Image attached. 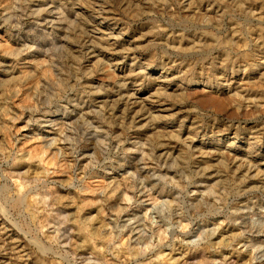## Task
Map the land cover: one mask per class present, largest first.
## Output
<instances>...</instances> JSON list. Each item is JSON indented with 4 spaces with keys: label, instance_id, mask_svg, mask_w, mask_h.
<instances>
[{
    "label": "rangeland",
    "instance_id": "obj_1",
    "mask_svg": "<svg viewBox=\"0 0 264 264\" xmlns=\"http://www.w3.org/2000/svg\"><path fill=\"white\" fill-rule=\"evenodd\" d=\"M38 1L41 0H0V264H178L183 263L184 257L192 258L190 264L195 263V261L196 264H220L224 262V259H222L224 257L230 260V264H256L259 261L257 259L259 256L257 255L263 254L262 250H264V191L263 186H260L264 177L262 173L257 174V171L261 169L254 168L255 174H257L256 178L259 177V180L255 182V180L243 178L242 176L245 174L244 170L247 165L239 164L244 162L230 165L227 159H225L228 152L230 156L233 155L232 153L241 156L244 148H246L247 139L245 137L240 139L242 136L238 135L237 138L235 137V140H232L234 131L227 136H220L218 133H215L216 130H212L211 126H218L220 131L223 129V126L218 121H214V117L205 115L199 109L197 111L196 107L191 106L185 99L179 100L178 98H173L174 95L172 93L173 91H177V86L180 85L178 81L192 73L197 76L196 80H198V83L183 84L184 86H189L188 92L190 90L191 93L194 90L198 91H194L195 93L188 96V99L192 100L193 98V101L197 104H204L206 102L205 89L198 77L200 74H204L202 77L205 78L204 76L209 71V76L215 81L213 84H222L225 87L222 88V91L227 89V83L236 87L239 91L244 89L249 92L255 91L258 93L257 98L261 96V99H259L264 104V86H262L264 85V64H260L264 60V58L261 59L264 45L261 48V45L254 40V35L251 32L258 26L256 20L261 16L262 19L264 17V0H249V3L253 6L255 15L248 17V15L238 12L234 13V11L230 12L229 10L228 13H225V16L219 19L218 23L213 20H210V22L199 19L201 20L199 22L192 19L194 14L192 16V14L189 15L190 13L184 12L185 8L183 9V5L181 7L179 1L177 2L176 0H167L169 3L165 0H123L121 6L115 7L117 8L115 15H112L110 12L99 16L90 11L85 13L87 19L91 16L97 21H102L107 15L109 19L106 18V23L114 24L111 16L125 23L121 26H115L114 35L109 34L112 31L103 32V35H99V33L94 32L96 27L87 23L66 26L52 23L53 26L57 27H51L50 24L44 26V23L36 21L35 15L39 11L36 9L57 12L60 10L57 6L59 2H57L58 0H44L43 5H39ZM85 1L73 0L69 6L65 7L70 20L73 19V15L77 11L79 12L83 7L88 6L87 2V4L84 3ZM128 4L129 8H127ZM59 5L62 6V2ZM78 5H82V8H79ZM232 12L233 15L235 14L234 16ZM185 14L186 17L188 16L187 18H184ZM226 17L228 18L226 19ZM263 22L264 20L260 21V24H263ZM152 23L153 25H157L153 26ZM228 25L233 26L229 27ZM67 26L69 27L68 29H66ZM173 26H179V29L174 28L176 31H181L183 40H189L190 38L197 39V37L209 36L212 33V36L216 34L214 35L215 37H223V35L227 37L233 27H240V31H242L241 34L240 31L238 34L240 36L243 34L241 37L245 38L246 43L248 42L246 44L247 48H241L239 47L240 44H238V47H234L235 49H230L229 51V49H223L212 44V41L201 38L198 41L203 46L199 44V50L197 48L191 50L192 45L190 44L187 46L182 45V47H185L183 48L185 52L183 50L176 51V48L172 49L171 47L168 48L167 44L163 45L162 34H173L172 32L174 31L170 30ZM248 26L253 29H250ZM151 27L155 28L153 29L154 31ZM246 27L248 28L247 30H245ZM79 28L84 31L86 30L87 34L96 38L97 41L101 42L102 46H114L115 50L112 52L111 49L107 48L105 53H89L86 50H79L70 36V32H73V29L78 33ZM123 28H125V31H123ZM207 32L210 33L207 34ZM247 32L249 33V37ZM58 33L62 34L58 35ZM63 34L70 37L68 39L62 38ZM262 34H264V31H262ZM117 35L119 36L117 37ZM100 36L102 39H99ZM173 36L176 35L173 34ZM53 37H57L58 41L65 43L68 41L70 47L64 45L62 48V43H58L56 46H49ZM208 42L209 46H207ZM42 44H45V46H41ZM29 47L32 48L29 49ZM74 48L76 51H74ZM201 48L202 50H200ZM205 49L207 50L205 51ZM117 50L122 52L119 53ZM225 51H228V56H226L228 60L231 61L232 58V66L226 67L224 66V62L222 63L224 58H226ZM235 52L236 55L238 54L237 56H235ZM97 57L99 59L102 58L103 61H107L108 63L105 62L107 66L111 64L109 67H112L111 70L114 72L107 73L114 77L118 75L122 83L118 82L115 85L111 84V86L108 85L110 83L108 82L103 83L100 87H96L98 89H87L89 84H96L95 79L99 76L97 72L99 66L96 64L98 62ZM140 60L145 62L143 64L146 65L144 68L140 65ZM236 62L237 64H235ZM256 64L259 65L256 66ZM48 71H50V76ZM169 74L172 78L169 76L165 79L164 76H168ZM47 75L50 79L54 77L51 81L57 83V85H51L53 88L48 85V81H44V77L46 79L49 78ZM101 78L103 79V76ZM115 80L118 79L115 77ZM247 80H250V84ZM46 85L47 90H45ZM247 86H256V88L247 90ZM42 87L44 88L42 89ZM129 88L133 89L130 90ZM134 89L140 91L138 98L143 102L156 101L157 99L166 100L169 96L167 101L174 104V109L164 112L160 109H155V112H153L169 116V119L167 121L162 119L157 121L154 119L151 120L150 125H145L143 121L133 124L129 118V111L125 106L121 103H115L119 98L126 96V93L130 94ZM260 89L263 90H261L263 93ZM59 90L62 91L59 92ZM96 90L100 91L96 92ZM164 90L165 93L161 94L160 92H164ZM50 91L56 92L54 93L55 95ZM215 91L213 89L212 92ZM40 92L44 93L45 97H42ZM156 92L158 94H154ZM166 92L167 96H165ZM224 94L221 92L220 97ZM201 98H203V101ZM49 99L51 100L50 103ZM39 101L43 104L41 105ZM68 102H70L68 106L70 109L64 110L63 106ZM75 104L79 108L77 106L74 109L73 105ZM99 106H102V108ZM182 116L183 119L181 118ZM250 118L251 121L243 122L241 120L237 126L240 129L246 128L247 130L256 128L253 131L257 132L256 137L260 142V144H257L260 147L257 146L256 150L263 151L264 135L261 134L262 132H258L257 129L264 128V123H262L264 122V107L253 110ZM25 121L27 122L25 123ZM180 124L182 127L178 130ZM198 126L201 129H196ZM97 128L98 130L95 131L94 129ZM58 129H60L59 134L61 135L58 134ZM103 129L105 133L102 132ZM171 132L176 133V135L173 134L171 137L169 135ZM161 136L163 137L161 138ZM190 137L194 138L191 146L195 149L202 148V150H206L207 152L208 150H211V152L220 150L223 153L221 162H212V164L214 163L212 165V173L214 174L206 173L207 169H209L205 168L206 166L186 159L188 158V145L184 143ZM99 139L101 142L103 139V143L100 144ZM164 139H167L168 143L170 142L168 145L169 149L172 150L173 148L175 150L176 148H180L181 152H183L181 155L186 161H184L185 164L178 159L168 161L167 165H161L158 162L156 157L159 153L155 152L154 146L156 147ZM50 141L51 143H49ZM181 141L184 142L181 143ZM133 142L145 143L147 144L146 148L150 146L149 148L153 149L152 152H147V154L151 152L149 156L145 157L147 160L144 158V162L145 160L149 162L148 165L141 166L139 159L135 158L139 154H132L130 152V143ZM245 157L250 159L253 156L248 154L242 156L243 159ZM137 162L139 164H136ZM169 162H171V165ZM172 163L175 165L172 166ZM190 165L192 166L190 167ZM255 165L254 167H261L263 161L261 163L256 162ZM143 166L146 169L144 172H140V168ZM215 166L219 169L217 170ZM168 167H171L170 171ZM233 168L236 170H233ZM166 171H168L167 174H165ZM151 173L153 179L149 178ZM211 174L212 176H210ZM146 175L148 176L145 177ZM143 176L145 179H143ZM161 176L164 177V180ZM172 178L175 179L173 180ZM191 180L193 183L201 181L202 183L200 184H209L216 188L215 193L217 192V195L214 196L212 194L210 197V201L213 203L210 201L208 203L214 207H209V211H207L208 207L204 209L200 208L197 212H192L188 209L190 199L193 200V198L197 197V195L191 193L190 189H187L188 186L192 185L190 184ZM171 181L172 183L176 181L177 183L175 182V184L177 185L175 186ZM138 184H140V187ZM19 188H21L20 191L16 192L18 191L16 189ZM183 188L186 192L183 191L181 195L180 191L184 190ZM237 192L239 193L237 194ZM17 193L23 196V204L21 203V207L9 206L10 200L12 202L15 195L17 198ZM177 194L178 197H176ZM7 200L9 201L8 203ZM164 200L167 201L165 202ZM168 200H173L172 202L175 201L174 203L176 204H170L171 201L169 202ZM176 200L179 201L178 204ZM219 201H222V203L219 204ZM169 206L171 207L169 208ZM219 208L224 210V213L215 214L222 211H218ZM205 209L206 212L204 211ZM227 209L241 211V219L232 222L233 220L228 219L226 215ZM210 210H214V213H211ZM177 213L179 214L177 215ZM185 215L188 216L186 217ZM180 217L181 219H177ZM135 220H137V223L132 225ZM226 223H234L235 225L227 229L224 235L225 237L228 236L227 238L231 240V245L229 246L232 248L231 250L230 248L223 250L217 248V244H211L219 241V238L218 236H213L214 232H210V230L216 231L217 227L224 226ZM241 225L244 226V229L252 227L251 229H246V231L253 229L257 234L243 235L242 230L240 231ZM238 236L241 238L240 241ZM18 240L21 242L23 252L14 247L13 243H16ZM199 249L202 252L207 251L204 254L202 253V256ZM257 251L261 253L258 254L259 252L257 253ZM199 257L201 261H198Z\"/></svg>",
    "mask_w": 264,
    "mask_h": 264
},
{
    "label": "bare ground",
    "instance_id": "obj_2",
    "mask_svg": "<svg viewBox=\"0 0 264 264\" xmlns=\"http://www.w3.org/2000/svg\"><path fill=\"white\" fill-rule=\"evenodd\" d=\"M24 1V0H23ZM162 1H164V0H162ZM165 1H167V0H165ZM173 1V0H172ZM177 2L179 1V3H180V5H181V7H182V5H183V11L184 12H186V13H190L189 15H191L192 14V16H193V14H194V16H193V18L192 19H195V20H198L199 22L201 21V20H199V19H204L205 21H210V20H213L214 22H216V23H218V21H219V19L220 18H222L223 16H225V13L227 12L228 13V11L230 10V12L231 11H234V13L235 12H238V13H241V14H244V15H248V17L249 16H252V15H255V13H254V9H253V6H252V4L251 3H249V0H176ZM26 2V1H25ZM43 2H44V0H41V1H38V3H40L39 5H43ZM57 2H59L60 4H61V2H62V6L61 5H59V3H58V7H59V11H57V12H55V11H53V10H47V11H45V9H36V10H39V11H37V13H36V15H35V18H36V21L37 22H39V23H44V26H46L47 24H50V26L51 27H57V26H53V24L52 23H54V24H62V25H74V24H77V25H79V24H81V25H83V24H85V23H87V24H89V25H91V26H93V27H96V29L94 30V32L95 33H99V35H103V32L105 33V32H107V31H112V32H109V34L111 33V34H113L114 35V31H115V26L116 25H119V26H121L122 24H125V23H122L119 19H117L116 17H114V16H111L112 17V19L114 20V24H111V23H106L105 22V20H106V18H108L107 17V15L105 16V18H104V20H102V21H97V20H95V19H93L94 17H91V16H89L90 18L89 19H87V16H86V12L87 11H90L91 13H94L95 15H97V16H99V15H103V13H107V12H110V13H112V15H115L116 13H115V11H116V9L117 8H115V7H119V6H121L122 5V2H123V0H86L84 3H88V6H86V7H83L82 8V5H78V7L79 8H82V10L81 11H77L74 15H73V19L72 20H70V18H69V16H68V13H67V10H66V8L65 7H67V6H69L72 2H73V0H58ZM149 2V1H148ZM151 2V1H150ZM168 3H169V1H167ZM166 2V3H167ZM171 2V1H170ZM251 2V1H250ZM264 2V1H263ZM51 3H53V2H51ZM86 3V4H87ZM129 3V2H128ZM167 3V4H168ZM174 3V2H173ZM253 3V2H252ZM25 4V3H24ZM175 4V3H174ZM137 5V4H136ZM138 5H140V4H138ZM77 6V5H76ZM147 6V5H146ZM159 6V5H158ZM157 6V7H158ZM170 6V5H169ZM172 6V5H171ZM177 6V5H176ZM49 7V6H48ZM132 7H134V6H132ZM157 7H155V8H157ZM166 7V6H165ZM259 7V6H258ZM257 7V8H258ZM263 7H264V5H263ZM24 8V7H23ZM39 8V7H38ZM127 8H129V4H128V7ZM131 8V7H130ZM135 8H137V7H135ZM159 8V7H158ZM157 8V9H158ZM21 9V8H20ZM138 9V8H137ZM163 9V8H162ZM181 10H182V8H180ZM179 9V10H180ZM228 9V10H227ZM132 10H134V9H132ZM155 10V9H154ZM164 10V9H163ZM162 10V11H163ZM166 10V9H165ZM178 10V9H177ZM257 10V9H256ZM258 10H260V9H258ZM175 11V10H174ZM151 12V11H150ZM157 12H159V11H157ZM165 12V11H164ZM167 12V11H166ZM171 12V11H170ZM181 12V11H180ZM147 13V12H146ZM149 13V12H148ZM152 13V12H151ZM160 13V12H159ZM169 13V12H168ZM178 13V12H177ZM176 13V14H177ZM237 13V14H238ZM257 13V12H256ZM180 14V13H179ZM143 15V14H142ZM171 15H172V12H171ZM228 15V14H227ZM231 15V14H230ZM232 15H233V12H232ZM235 15V14H234ZM233 15V16H234ZM240 15V14H239ZM244 15H242V16H244ZM260 15V14H259ZM263 15V14H262ZM21 16V15H20ZM27 16V15H26ZM25 16V17H26ZM182 16V15H181ZM257 16V15H256ZM137 17H139L138 15H137ZM188 17V16H187ZM186 17V14L184 15V18H187ZM246 17V16H245ZM260 17V16H259ZM23 18V17H22ZM29 18V17H28ZM168 18V17H167ZM174 18V17H173ZM181 18V17H180ZM183 18V17H182ZM228 17H226V19H227ZM261 19H262V16L260 17ZM257 19L256 17H255V19H257L256 20V22H257V25H255V26H257V27H255V29L254 30H252L251 32H252V34L254 35V40H256V42H258L260 45H261V48H262V45H264L263 43H264V34H262V31H264V26H262V25H264V22H263V24H260V21H262V20H264V17H263V19L261 20V19ZM109 19V18H108ZM233 19V18H232ZM246 19V18H245ZM249 19V18H248ZM250 19H251V17H250ZM187 20V19H186ZM224 20V19H223ZM253 20V19H252ZM260 20V21H259ZM21 21H22V19H21ZM124 21V20H123ZM191 21V20H190ZM198 21H195V22H197V23H199ZM221 21H222V19H221ZM23 22H24V20H23ZM175 22V21H174ZM202 22H204V21H202ZM211 22V21H210ZM213 22V23H214ZM175 23H177V22H175ZM185 23V22H184ZM192 23V22H191ZM208 23V22H207ZM22 24V23H21ZM201 24H204V23H201ZM206 24V23H205ZM225 24V23H224ZM23 25V24H22ZM114 25V26H113ZM152 25H153V23H152ZM157 25V24H156ZM156 25H153V26H156ZM167 25V24H166ZM208 25V24H207ZM215 25V24H214ZM242 25V24H241ZM160 26V25H159ZM158 26V27H159ZM172 26V25H171ZM180 26V25H179ZM179 26H173L170 30L172 31H174V32H172L174 35H176V36H173V34H169V35H167V34H165V33H163L162 35H163V45L164 44H167L168 46V48H172V49H174V48H176L175 50L176 51H180V50H183V48H185V47H182V45H185V46H187V45H192V47H191V50L193 49V48H197L198 49V46H199V44H202L201 42H199L198 40H201V38L202 39H207V40H209V41H212L213 43L212 44H215L216 46H218V47H222L223 49H229V51H230V49H235L234 47H238L237 45L238 44H240L239 45V47H246L247 48V43L245 42V38L243 39L241 36L243 35H239L238 33H239V31H240V27H233V29H231L230 30V34H229V36H227V37H224V35H223V37L222 36H217V37H215L214 35H216V34H214L213 36H212V34H210L209 36L208 35H206V36H201V38H198L197 37V39H189V40H183V34H181L180 32L181 31H176L175 30V28H178ZM202 26V25H201ZM229 26V25H228ZM227 26V27H228ZM233 26V25H232ZM232 26H229V27H232ZM247 26V25H246ZM254 26V25H253ZM1 27V26H0ZM73 27V26H72ZM76 27V26H75ZM103 27H104V29L106 30H104L103 29ZM169 27V26H168ZM175 27V28H174ZM248 27H250V26H248ZM69 27L67 26L66 27V29H68ZM152 28V27H151ZM181 28V27H180ZM210 28V27H209ZM219 28V27H218ZM225 28V27H224ZM61 29V28H60ZM88 29V28H87ZM92 29V28H91ZM125 28H123V31H125L124 30ZM153 29H155L154 27L152 28V30ZM165 29V28H164ZM169 29V28H168ZM179 29V28H178ZM183 29V28H182ZM197 29V28H196ZM207 29V28H206ZM220 29V28H219ZM242 29H244V28H242ZM248 28L246 27L245 28V30H247ZM250 29H253V28H251L250 27ZM14 30V29H13ZM69 30H71V29H69ZM148 30V29H147ZM151 30V31H152ZM157 30V29H156ZM159 30V29H158ZM205 30V29H204ZM218 30V29H217ZM21 31V30H20ZM73 32H70V36L72 37L71 38V40L73 39V42H74V44L76 45V48H78L79 50H83V51H87V52H89V53H94V52H99V53H105V50L107 51V48H109V49H111V51L113 52L114 50H115V47L113 46H102V44H101V42H99V41H97L96 40V38H94L93 36H91V35H89V34H87V32H86V30L84 31L83 29H78V33H76V30H72ZM93 31V30H92ZM154 31V30H153ZM196 31V30H195ZM221 31V30H220ZM242 31V30H241ZM241 31H240V34H241ZM122 32V31H121ZM162 32H164V31H162ZM222 32V31H221ZM220 32V33H221ZM250 32V31H249ZM33 33V32H32ZM49 33V32H48ZM143 33V32H142ZM146 33V32H145ZM144 33V34H145ZM157 33V32H156ZM175 33H178V34H175ZM210 33V32H209ZM208 32H207V34H209ZM243 33V32H242ZM248 33V32H247ZM62 33H58V35H61ZM108 34V35H109ZM121 34V33H120ZM155 34V33H154ZM64 36L62 37V38H69L66 34H63ZM122 35H123V33H122ZM218 35V34H217ZM244 35H246V34H244ZM95 36V35H94ZM105 36V35H104ZM112 36V35H111ZM111 36H108V37H111ZM119 35H117V37H118ZM153 36V35H152ZM199 36V35H198ZM250 36H252V35H250ZM107 37V36H106ZM105 37V38H106ZM116 37V36H115ZM121 37V36H120ZM143 37V36H142ZM146 37V36H145ZM186 37V36H185ZM194 37V36H193ZM248 37H249V33H248ZM112 38L113 39H115L113 36H112ZM144 38V37H143ZM187 38V37H186ZM99 39H102L101 38V36H100V38ZM146 39H147V37H146ZM147 40H149V39H147ZM250 40V39H249ZM253 40V41H254ZM144 42V41H143ZM187 42V43H186ZM60 44V43H62V45H61V47L63 48L64 47V45L65 46H69L70 47V44H69V42L67 41L66 43L65 42H62V41H58V39H57V37H53L52 38V42L49 44V46H56L57 44ZM206 43V42H205ZM204 43V44H205ZM211 43V42H210ZM252 43V42H251ZM208 45L207 46H209L210 44H209V42L207 43ZM257 44V43H256ZM258 44V45H259ZM163 45H161V46H163ZM250 45V44H249ZM30 46H33V45H30ZM41 46H45V44H42ZM202 46H203V44H202ZM73 47V46H72ZM214 47V46H213ZM252 47V46H251ZM30 48H32V47H29V49ZM187 48V47H186ZM200 48V47H199ZM245 48V49H246ZM253 48V47H252ZM117 49V48H116ZM127 49V48H126ZM171 49V50H172ZM215 49V48H214ZM249 49V48H248ZM10 50V49H9ZM72 50H73V48H72ZM119 50V49H118ZM117 50V51H118ZM124 50V49H123ZM129 50V49H128ZM186 50V49H185ZM190 50V49H189ZM199 50V49H198ZM200 50H202V48L200 49ZM207 49H205V51H206ZM210 50V49H209ZM220 50V49H219ZM241 50V49H240ZM25 51H27V50H25ZM74 51H76V49L74 48ZM184 51V50H183ZM187 52H188V50H186ZM194 51V50H193ZM192 51V52H193ZM197 51V50H196ZM217 51V50H216ZM216 51H214V52H216ZM232 51H234V50H232ZM248 51V50H247ZM119 52V51H118ZM122 52V51H121ZM121 52H119V53H121ZM129 52V51H128ZM185 52V51H184ZM183 52V53H184ZM213 52V51H212ZM221 52V51H220ZM227 52L228 51H225V57L226 56H228V54H227ZM238 52V51H237ZM246 52V51H245ZM252 52V51H251ZM115 53V52H114ZM194 53V52H193ZM211 53V52H210ZM239 53V52H238ZM249 53V52H248ZM75 54V53H74ZM110 54V53H109ZM134 54V53H133ZM171 54V53H170ZM219 54V53H218ZM251 54V53H250ZM261 54V53H260ZM77 55V54H76ZM122 55H124V54H122ZM198 55V54H197ZM201 55V54H200ZM238 55V54H237ZM236 55V52H235V56H237ZM246 55V54H245ZM252 55V54H251ZM258 55V54H257ZM99 56V55H98ZM138 56V55H137ZM208 56V55H207ZM256 56V55H255ZM262 57H261V59L262 58H264V49H263V52H262V55H261ZM77 57V56H76ZM100 57V56H99ZM119 57V56H118ZM179 57V56H178ZM223 57V56H222ZM234 57V56H233ZM246 57V56H245ZM79 58H80V56H79ZM98 58V57H97ZM174 58H176V57H174ZM229 58H230V56H229ZM250 58V57H249ZM248 58V59H249ZM74 59H75V57H74ZM82 59V58H81ZM118 59V58H117ZM195 59H196V55H195ZM198 59V58H197ZM223 59V58H222ZM221 59V60H222ZM234 59V58H233ZM237 59V58H236ZM209 60V59H208ZM219 60H220V58H219ZM239 60V59H238ZM75 61V60H74ZM96 61V60H95ZM132 61V60H131ZM141 61V60H140ZM236 61V60H235ZM260 61V60H259ZM78 62V61H77ZM105 62H107V61H103L102 60V58L101 59H99L98 58V62L96 63L98 66H99V70L97 71L98 72V74H99V76L95 79V82H96V84H89V86H87L88 88V90H91V89H98V88H96V87H100L101 85H103V83H108V82H110L108 85H111V84H113V85H115V84H117L118 82H120V83H122L121 82V80H119V77H118V75H116L115 77L118 79V80H115V77L114 76H111L110 74H108L107 72H110V73H112V72H114V71H112L111 70V68L109 67V66H107V63H105ZM117 62H118V60H117ZM186 62V61H185ZM193 62H195V61H193ZM208 62V61H207ZM210 62V61H209ZM224 62V66H232L233 64H232V58H231V61L230 60H228V57H226V58H224V61H222V63ZM261 62V61H260ZM110 63V62H109ZM137 63V62H136ZM175 63H177V62H175ZM216 63V62H215ZM221 63V62H220ZM239 63V62H238ZM252 63V62H251ZM143 64H145V62L144 61H141V64L140 65H142V67L144 68V66H146V65H143ZM148 64V63H147ZM170 64V63H169ZM188 64V63H187ZM235 64H237V62L235 63ZM260 64H264V60H262V62L260 63ZM95 65V64H94ZM246 65H247V63H246ZM245 65V66H246ZM259 64H256V66H258ZM98 66H96V67H98ZM166 66V65H165ZM170 66V65H169ZM199 66V65H198ZM206 66V65H205ZM204 66V67H205ZM240 66V65H239ZM115 67V66H114ZM217 67V66H216ZM243 67V66H242ZM199 68V67H198ZM206 68V67H205ZM78 69V68H77ZM76 69V70H77ZM182 69H184V68H182ZM186 69H188V68H186ZM229 69V68H228ZM236 69V68H235ZM243 69H245L244 67H243ZM87 70V69H86ZM134 70V69H133ZM166 71H168V70H166ZM189 71V70H188ZM198 71V70H197ZM219 71V70H218ZM222 71V70H221ZM259 71V70H258ZM50 71H48V74H49V76H50V73H49ZM78 72V71H77ZM182 72V71H181ZM180 72V73H181ZM242 72V71H241ZM183 73V72H182ZM182 73H181V75H182ZM224 73V72H223ZM219 74H221V73H219ZM228 74H230V73H228ZM232 74V73H231ZM83 76H84V74H82ZM135 75V74H134ZM202 75H204V74H200V76L198 77L200 80H201V83L204 85V89H205V91H204V93L206 94V102L204 103V104H197L196 102H194L193 100V98H192V100H189L188 99V96H191L193 93H195L194 91H198V90H194L192 93H191V90H190V92H188L189 90V86H184V84L185 83H187V84H193V83H198V80H196V78H197V76H195V75H193L192 73L190 74V75H188L187 77H185V78H181L178 82L180 83V85L179 86H177V91L176 92H174L173 91V95H174V97L173 98H178L179 100H182V99H185L186 101H188L189 103H190V105L191 106H193V107H196V110L198 111V109L202 112V113H204L205 115H210V116H212V117H214V121H218L222 126H223V129L220 131L219 130V128H218V126H211V129L213 130V129H215L216 130V132L215 133H218L220 136H227V135H229V134H231L233 131H234V137H232V140H235L236 138H237V136L239 135V136H242L240 139H243L244 137H245V139H247V143H246V148H244V151H243V153H242V155L240 156V155H237V154H234V153H232L231 155L232 156H230V154H228L227 153V157H225V159H227V161L230 163V165H234L235 163L236 164H238L239 162H244V163H239V164H245V165H247L246 167H245V174H244V176H242L243 178L245 177V178H249L250 180H255V182H256V180H259V177L258 178H256V175L258 174V173H262V175H263V177H264V154H263V151H261V150H259V151H257L256 149H257V144H260V142H259V140L257 139V137H256V134H257V132H255V131H253L254 129H256V128H254L253 130L252 129H249V130H247L246 128H243V129H240L239 128V126H237L238 125V123L239 122H241V120L243 121V122H247V121H249L251 118V115H252V111L253 110H256V109H262L263 107H264V104L260 101V97L258 96V98H257V95H258V93H256L255 91L254 92H249V91H246L245 89L244 90H242V91H239L236 87H234V86H232V85H229L227 82V89L226 90H224V91H222V88H225L222 84L220 85V84H213L215 81H214V79H212L210 76H209V71H208V73L204 76L205 78H203L202 77ZM218 75V74H217ZM262 75V74H261ZM45 76V75H44ZM48 76V75H47ZM48 76V77H49ZM90 76V75H89ZM101 76H103V79L101 78ZM170 76V74L167 76V75H165L164 76V78L165 79H167V77H169ZM219 76H221V75H219ZM229 76V75H228ZM243 76V75H242ZM53 77V76H52ZM61 77V76H60ZM133 77V76H132ZM54 78V77H53ZM53 78H51V79H53ZM87 78V77H86ZM89 78H91V77H89ZM170 78H172L171 76H170ZM170 78H168V79H170ZM51 79H50V77L49 78H45L44 77V81L45 82H47L48 81V85H57V83L56 82H53V81H51ZM58 79H60L59 77H58ZM67 79V78H66ZM78 79V78H77ZM235 79V78H234ZM242 79V78H241ZM246 79V78H245ZM70 80H72L71 78H70ZM173 80V79H172ZM230 80V79H229ZM257 80H258V78H257ZM256 80V81H257ZM61 81V80H60ZM59 81V82H60ZM126 81V80H125ZM132 81V80H131ZM228 81V80H227ZM248 81V80H247ZM247 81H245V82H247ZM250 81V80H249ZM248 81V82H249ZM66 82V81H65ZM175 82V81H174ZM238 82V81H237ZM248 82L246 83L247 85H249L250 84V82H249V84H248ZM253 82V81H252ZM251 82V83H252ZM60 83H62V82H60ZM136 83H138V82H136ZM184 83V84H183ZM226 83H224V84H226ZM258 83H259V80H258ZM70 84H71V82H70ZM74 84H75V82H74ZM124 84V83H123ZM256 84V83H255ZM59 86H60V84H58ZM63 85V84H62ZM138 85V84H137ZM253 85V84H252ZM262 85V84H261ZM43 86V85H42ZM45 86V85H44ZM51 86V87H52ZM69 86V85H68ZM75 86H76V84H75ZM112 86V85H111ZM123 86V85H122ZM140 86V85H139ZM221 86H223V87H221ZM262 86H264V85H262ZM81 87V86H80ZM114 87V86H113ZM129 87V86H128ZM135 87V86H134ZM248 87V86H247ZM246 87V88H247ZM256 88V86H252V87H248V89L247 90H249L250 88L251 89H253V88ZM259 87V86H258ZM258 87H257V89H258ZM44 87H42V89H43ZM48 88H49V86H48ZM53 88V87H52ZM121 88V87H120ZM239 88H241V87H239ZM262 88V87H261ZM59 89V88H58ZM61 89V88H60ZM74 89V88H73ZM77 89V88H76ZM102 89V88H101ZM124 89V88H123ZM130 90H132L133 88H129ZM151 89V88H150ZM213 89H215L216 91L215 92H212L213 91ZM45 90H47V85H46V89ZM69 90V89H68ZM82 90V89H81ZM152 90V89H151ZM262 89H260V91H261ZM62 91V90H61ZM60 90H59V92H61ZM94 91V90H93ZM100 90H96V92H99ZM150 91V90H149ZM156 91V90H155ZM200 91H202L201 89H200ZM222 93H225L222 97H220L221 96V92ZM259 91V90H258ZM259 91V92H260ZM263 91V90H262ZM261 91V92H262ZM41 92H43V91H41ZM40 92V93H41ZM50 92H53V94L54 93H56V92H54V91H50ZM87 92V91H86ZM139 90H133L130 94H127L126 93V96H123V97H121V98H119V100L115 103V104H119V103H121V104H123L124 106H125V108L129 111V118H130V120L132 121V123L134 124V123H139V122H141V121H143V122H145V125H150V122H151V120H159V119H162V120H164V121H167L168 119H169V116H166V115H161V114H155V113H153V112H155V109H160L161 111H170V110H172V109H174V104H171V103H169L168 101H167V99L169 98V96H168V98H166V100H161V99H157L156 101H148V102H143V101H140L139 100V98H138V95H139ZM154 92V91H153ZM203 92V91H202ZM220 92V93H219ZM264 92V91H263ZM262 92V93H263ZM45 93H46V91H45ZM66 93V92H65ZM115 93V92H114ZM123 93V92H122ZM161 94L162 93H165V90H164V92H160ZM169 93V92H168ZM196 93H198V92H196ZM261 93V94H262ZM42 94V93H41ZM44 94V93H43ZM43 94L41 95L42 97H45V94H44V96H43ZM47 94V93H46ZM58 94V93H57ZM56 94V95H57ZM99 94V93H98ZM101 94V93H100ZM102 94H103V92H102ZM116 94V93H115ZM154 94H158V92H156V93H154ZM40 95V94H39ZM38 95V96H39ZM55 95V94H54ZM59 95V94H58ZM57 95V97H59ZM63 95V94H62ZM66 95V94H65ZM81 95V94H80ZM93 95V94H92ZM104 95V94H103ZM124 95V94H123ZM48 96V95H47ZM51 96V95H50ZM67 96V95H66ZM83 96V95H82ZM85 96V95H84ZM83 96V97H84ZM165 96H167V92H166V94H165ZM53 97V96H52ZM86 97V96H85ZM94 97V96H93ZM160 97V96H159ZM39 98H41V97H39ZM49 98V97H48ZM60 98V97H59ZM75 98V97H74ZM115 98V97H114ZM187 98V99H186ZM260 98V99H259ZM94 99H96V98H94ZM112 99V98H111ZM152 99V98H151ZM198 99V98H197ZM200 99V98H199ZM203 98H201V100H202ZM39 100V99H38ZM41 100V99H40ZM56 100V99H55ZM105 100H107V99H105ZM153 100V99H152ZM155 100V99H154ZM42 101V100H41ZM43 101H45V100H43ZM48 101V100H47ZM50 99H49V103H50ZM57 101V100H56ZM203 101V100H202ZM77 102V101H76ZM94 102V101H93ZM111 102V101H110ZM37 103V102H36ZM39 103H40V101H39ZM55 103V102H54ZM59 103V102H58ZM62 103V102H61ZM69 103L70 102H68V103H66L65 105L64 104H62V105H64L63 106V109L64 110H67V108H68V106H69ZM88 103V102H87ZM187 103V102H186ZM41 104V103H40ZM39 104V105H40ZM43 104V103H42ZM41 104V105H42ZM47 104V103H46ZM81 104V103H80ZM105 104V103H104ZM112 104V103H111ZM178 104V103H177ZM181 104V103H180ZM41 105H40V107H41ZM49 105V104H48ZM50 105H52V104H50ZM45 106V105H44ZM77 104H75V105H73V108L75 109V108H77ZM39 107V108H40ZM50 107V106H49ZM100 108H102V106H99ZM44 108H46V107H44ZM78 108H79V106H78ZM108 108V107H107ZM114 108V107H113ZM37 109V108H36ZM50 109V108H49ZM68 109H70V108H68ZM83 109V108H82ZM94 109H96V108H94ZM109 109V108H108ZM112 109V108H111ZM41 110H42V108H41ZM89 110V109H88ZM125 110V109H124ZM123 110V111H124ZM39 111V110H38ZM73 111H75V110H73ZM262 111V110H261ZM39 112H41V111H39ZM63 112V111H62ZM93 112V111H92ZM109 112H110V110H109ZM157 112V111H156ZM174 112H176V111H174ZM191 112H193V111H191ZM263 112V111H262ZM89 113V112H88ZM121 113V112H120ZM153 113V114H152ZM157 113H159V112H157ZM177 113V112H176ZM197 114H198V112H196ZM94 114V113H93ZM103 114V113H102ZM102 114H101V116H102ZM106 114V113H105ZM164 114V113H163ZM201 114V113H200ZM110 115V114H109ZM260 115V114H259ZM209 116V117H210ZM111 117V116H110ZM120 117H121V115H120ZM257 117V116H256ZM262 117V116H261ZM101 118H103V117H101ZM107 118V117H106ZM182 119H183V116L181 117ZM194 118V117H193ZM206 118V117H205ZM79 119V118H78ZM84 119V118H83ZM189 119V118H188ZM264 119V118H263ZM27 120H29V119H27ZM94 120V119H93ZM92 120V121H93ZM102 120V119H101ZM108 120H110L109 118H108ZM129 120V121H130ZM191 120V119H190ZM31 121V120H30ZM89 121V120H88ZM122 121V120H121ZM120 121V122H121ZM128 121V120H127ZM181 121V120H180ZM251 121V120H250ZM259 121H260V119H259ZM261 121H262V119H261ZM27 121H25V123H26ZM107 122V121H106ZM119 122V123H120ZM183 122V121H182ZM188 122H189V120H188ZM200 122V121H199ZM242 122V123H243ZM256 122V121H255ZM83 123V122H82ZM87 123H89V122H87ZM179 123H181V122H179ZM262 123H264V122H262ZM32 124H34V123H32ZM42 124V123H41ZM109 124H110V122H109ZM112 124V123H111ZM131 124V123H130ZM183 124V123H182ZM28 125V124H27ZM68 125V124H67ZM86 125V124H85ZM89 125V124H88ZM98 125V124H97ZM152 125V124H151ZM157 125V124H156ZM246 125V124H245ZM250 125V124H249ZM256 125V124H255ZM261 125H263V124H261ZM30 126H31V123H30ZM29 126V127H30ZM108 126V125H107ZM129 126V125H128ZM242 126V125H241ZM71 127V126H70ZM86 127H87V125H86ZM93 127H94V125H93ZM97 127V126H96ZM95 127V128H96ZM111 127V126H110ZM127 127V126H126ZM141 127V126H140ZM155 127V126H154ZM173 127V126H172ZM181 124H180V126L178 127V130H180L181 129ZM193 127V126H192ZM249 127V126H248ZM259 127H261L260 125H259ZM102 128V127H101ZM100 128V129H101ZM118 128V127H117ZM185 128V127H184ZM186 128H187V126H186ZM205 128V127H204ZM48 129V128H47ZM52 129V128H51ZM71 129H73V128H71ZM70 129V130H71ZM162 129V128H161ZM172 129V128H171ZM196 129H201V127L200 126H198V127H196ZM206 129V128H205ZM59 130L60 129H58V134H59ZM70 130H69V132H70ZM92 130V129H91ZM95 131L96 130H98V128L97 129H94ZM156 130V129H155ZM210 130V129H209ZM258 130V132H262L261 134H263L264 135V128H260V129H257ZM66 131V130H65ZM120 131V130H119ZM154 131V130H153ZM99 132H101V130H99ZM102 132L103 133H105V130L103 129L102 130ZM122 132V131H121ZM128 132V131H127ZM161 132V131H160ZM183 132V131H182ZM240 132V133H239ZM65 133V132H64ZM92 133H93V131L91 132V135H92ZM191 133V132H190ZM235 133H238V134H235ZM67 134V133H66ZM162 134V133H161ZM173 134H175L176 135V133H170L169 135L172 137L173 136ZM209 134V133H208ZM59 135H61V134H59ZM165 135V134H164ZM174 135V136H175ZM260 135V134H259ZM110 136V135H109ZM169 136V137H170ZM179 136V135H178ZM191 136V135H190ZM60 137V136H59ZM61 137H63V136H61ZM92 137H94V136H92ZM163 136H161V138H162ZM187 137H188V135H187ZM200 137V136H199ZM199 137H198V139H199ZM236 137V138H235ZM96 138V137H95ZM110 138V137H109ZM116 138V137H115ZM175 138V137H174ZM176 138H178L177 136H176ZM183 138H184V136H183ZM185 138H186V135H185ZM63 139V138H62ZM67 139V138H66ZM98 139V138H97ZM145 139H147L146 137H145ZM149 139V138H148ZM179 139V138H178ZM178 139H177V141H178ZM193 139L194 138H191L190 137V139H187V140H185V145L187 144L188 146H187V154H188V158H186V159H189L190 161H192L193 163H200L201 165H203V166H206L205 168H209V169H207L208 171H206V173H212V165L214 164H212V162H217V161H219V162H221L222 161V158H223V153L219 150V151H215V152H211V150L209 151L208 150V152L206 151V150H202V148L200 149V148H198V149H195V148H193L192 146H191V144L193 143L192 141H193ZM221 139V138H220ZM100 140V139H99ZM112 140V139H111ZM113 140H114V138H113ZM169 140V139H168ZM181 140H182V138H181ZM184 140V139H183ZM63 141V140H62ZM95 141H96V139H95ZM134 141V140H133ZM147 141V140H146ZM228 141V140H227ZM88 142H89V140H88ZM87 142V143H88ZM100 142V144L101 143H103V139H102V142H101V140L99 141ZM105 142H106V140H105ZM110 142H112V141H110ZM130 142H131V140H130ZM150 142V141H149ZM156 142H157V139H156ZM179 142V141H178ZM182 142H184V141H181V143ZM49 143H51V141L49 142ZM62 143V142H61ZM64 143V142H63ZM66 143V142H65ZM109 143V142H108ZM119 143V142H118ZM144 143V142H143ZM148 143V142H147ZM155 143V142H154ZM158 143H160V142H158ZM170 143V142H169ZM169 143L167 142V139L165 140L164 139V141L163 142H161L160 144H158L156 147L154 146V148L156 149L155 150V152H157V153H159L158 155H157V159H158V162L159 163H161V165H167V162L168 161H174L175 159H178V160H180L183 164H185L184 163V161H185V158L181 155L183 152H181V150H180V148H176L175 150H173V148H172V150L171 149H169L168 148V145H169ZM47 144V146H49L48 145V143H46ZM46 144H45V146H46ZM53 144V143H52ZM90 144V143H89ZM120 144V143H119ZM157 144V143H156ZM66 146V145H65ZM69 146V145H68ZM93 146V145H92ZM104 146V145H103ZM105 146H106V143H105ZM109 146V145H108ZM115 146H116V144H115ZM119 146V145H118ZM145 146H147V144H140V142H133V143H130V147H129V149H130V152L132 153V154H135V153H138L139 154V156H136L135 158L136 159H139V163H141V166L142 165H144V166H146V165H148L149 164V162H146V158L145 157H147V156H149V154L153 151V149L152 148H149V147H145ZM202 146V145H201ZM87 147V146H86ZM120 147V146H119ZM118 147V148H119ZM258 147H260V146H258ZM70 148V147H69ZM113 149H115V147H113ZM92 150V149H91ZM125 150H126V148H125ZM184 150V149H183ZM35 151V150H34ZM90 151V150H89ZM121 151V150H120ZM124 151V150H123ZM122 151V152H123ZM127 151H129V150H127ZM149 151H151L149 154H147V152H149ZM222 151H223V149H222ZM185 152V151H184ZM224 152V151H223ZM231 153V152H230ZM127 154V153H126ZM130 154V153H129ZM225 154V153H224ZM245 154H248V155H252L253 157L252 158H250V159H248V158H246L245 157V159H243L242 158V156L243 155H245ZM89 157H90V155H89ZM92 157V156H91ZM126 158V157H125ZM144 158L146 159L145 160V162H144ZM155 158V157H154ZM87 159V158H86ZM150 160V159H149ZM197 160H199V161H197ZM129 161V160H128ZM136 161V160H135ZM151 161V160H150ZM154 161V163H156L155 162V160H153ZM152 161V162H153ZM189 161V162H190ZM263 161V165H261V167H254V165H255V163L256 162H258V163H261ZM91 162V161H90ZM136 163V164H139V163ZM186 162V161H185ZM188 162V161H187ZM225 162V161H224ZM133 163V162H132ZM171 162H169V164H170ZM134 164V163H133ZM153 164V163H152ZM178 164V163H177ZM176 164V165H177ZM224 164V163H223ZM222 164V165H223ZM227 164V163H226ZM254 164V165H253ZM151 165V164H150ZM171 165V164H170ZM173 165H175V164H173L172 163V166ZM200 165V166H201ZM221 165V164H220ZM219 165V166H220ZM144 166L142 167V168H140V172H144V170L146 169V168H144ZM183 166V165H182ZM192 165H190V167H191ZM202 166V167H203ZM210 166V167H209ZM218 166V165H217ZM217 166H215L216 167V169H217ZM229 166V165H228ZM227 166V167H228ZM256 166V165H255ZM129 167V166H128ZM149 167V166H148ZM151 167H152V165H151ZM156 167V166H155ZM154 167V168H155ZM177 167V166H176ZM180 167V166H179ZM184 167V166H183ZM199 167V166H198ZM233 167V166H232ZM241 167V166H240ZM239 167V168H240ZM87 168V167H86ZM136 168V167H135ZM150 168V167H149ZM154 168H152L153 170H156V169H154ZM162 168V167H161ZM181 168V167H180ZM186 168V167H185ZM222 168L223 169H225L223 166H222ZM242 168V167H241ZM254 168H258V169H261V170H259V171H257V174H255V169ZM152 169H150V170H152ZM184 169V168H183ZM182 169V170H183ZM219 169V168H218ZM217 169V170H218ZM16 170V169H15ZM136 170V169H135ZM168 170L170 171L171 170V167H168ZM181 170V169H180ZM187 170H188V168H187ZM196 170V169H195ZM233 170H236V169H234L233 168ZM232 170V171H233ZM131 171V170H130ZM130 171H128L129 173H130ZM193 171V170H192ZM201 171V170H200ZM216 171V170H215ZM18 172V171H17ZM133 172V171H132ZM153 172V171H152ZM195 172V171H194ZM205 172V171H204ZM217 172V171H216ZM134 173V172H133ZM168 173V171H166V173L165 174H167ZM173 173V172H172ZM187 173V172H186ZM190 173H192V172H190ZM202 173H203V170H202ZM164 174V173H163ZM189 174V173H188ZM212 174H214V173H212ZM212 174L210 175V176H212ZM218 174V176H219V172L217 173ZM216 174V175H217ZM221 174V173H220ZM241 174V173H240ZM239 174V175H240ZM243 174V173H242ZM134 175H135V173H134ZM143 175V174H142ZM156 175V174H155ZM172 175V174H171ZM175 175V174H174ZM228 175V174H227ZM232 175V174H231ZM131 176V175H130ZM138 176V175H137ZM148 175H146L145 177H147ZM150 177V179H153V177H152V173H151V175H149ZM185 176V175H184ZM183 176V177H184ZM230 176V175H229ZM241 176V175H240ZM135 177V176H134ZM144 177V176H143ZM145 177L143 178V179H145ZM164 177H165V175H164ZM164 177H162L161 176V178L164 180ZM168 177V176H167ZM187 177V176H186ZM188 177H190V176H188ZM200 177V176H199ZM129 178V177H128ZM142 178V177H141ZM156 178V177H155ZM159 178V177H158ZM157 178V179H158ZM160 178V179H161ZM208 178V177H207ZM219 178H221V177H219ZM241 178V177H240ZM242 178V179H243ZM148 179V178H147ZM173 180L175 179V178H172ZM218 179V178H217ZM168 180H169V177H168ZM167 180V182H169ZM171 180V179H170ZM172 180V181H173ZM177 180V179H176ZM187 180V179H186ZM215 180V179H214ZM222 180V179H221ZM232 180V179H231ZM231 180H229V181H231ZM238 180V179H237ZM140 181V180H139ZM172 181H171V183H172ZM179 181V180H178ZM188 181V180H187ZM192 181V180H191ZM213 181V180H212ZM215 181H217V180H215ZM223 181V180H222ZM143 182V181H142ZM175 182L176 181H174L173 183L175 184ZM221 182V181H220ZM155 184H156V182H154ZM161 183H163L162 181H161ZM166 183V182H165ZM172 183V184H173ZM177 183V182H176ZM184 183V182H183ZM200 183H202L201 181H199V183H197V181L196 182H194L193 183V181L190 183V184H192L191 186H188V188L187 189H190L191 190V193L192 194H194V195H197V197H195V198H193V200H191L190 199V201L188 202V204H190V206L188 205V209H190V211H192V212H197V210L198 209H200V208H202V209H204V208H207L208 207V209H207V211H209V207H214V206H211V205H209L208 203H209V201H210V197H211V195L213 194L214 196L215 195H217L216 193H215V187L214 186H210L209 184L208 185H203V184H200ZM204 183V182H203ZM212 183H214V182H212ZM190 184H188V185H190ZM207 184V183H206ZM221 184H222V182H221ZM237 184V183H236ZM139 185V187H140V184H138ZM170 185V184H169ZM177 184H175V186H176ZM252 185V184H251ZM260 185V184H259ZM144 186V185H143ZM184 186H186V185H184ZM234 186V185H233ZM248 186V185H247ZM247 186H245L246 188H247ZM253 186V185H252ZM256 186V185H255ZM260 186H263V191H264V179L261 181V185ZM178 187L180 188V186H179V184H178ZM162 188H164V187H162ZM249 188V187H248ZM20 189L21 188H19V189H16V190H18V191H16V192H19L20 191ZM144 189V188H143ZM142 189V191H144ZM148 189V188H147ZM174 189V188H173ZM178 189V188H177ZM177 189H176V192H177ZM184 189V188H183ZM260 189V188H259ZM262 189V188H261ZM171 190V189H170ZM181 190V189H180ZM189 190V191H190ZM243 190V189H242ZM255 190V189H254ZM141 191V192H142ZM175 191V190H174ZM179 191V190H178ZM183 191H185V189L184 190H182V191H180V194L183 192ZM235 191H237V190H235ZM252 191V190H251ZM138 192V191H137ZM186 192V191H185ZM261 192V191H260ZM133 193V192H132ZM236 193V192H235ZM239 192H237V194H238ZM241 193V192H240ZM249 193V192H248ZM262 193V192H261ZM16 194V193H15ZM23 194V193H22ZM136 194V193H135ZM175 194V193H174ZM184 194V193H183ZM221 194V193H220ZM246 194V193H245ZM17 198H16V195H15V198H14V200L11 202V200H10V204H9V206H13V207H18V206H20L21 207V203L23 204V196H21V194H19V193H17ZM137 195V194H136ZM139 195V194H138ZM182 195V194H181ZM185 195V194H184ZM191 195V194H190ZM236 195V194H235ZM235 195H234V197H235ZM180 196V195H179ZM193 196V195H192ZM238 196V195H237ZM45 197V196H44ZM176 197H178V194L176 195ZM7 198V197H6ZM42 198V197H41ZM131 198V197H130ZM135 198V197H134ZM181 198H182V196H181ZM212 198H213V196H212ZM224 198V197H223ZM222 198V199H223ZM262 198V197H261ZM5 199V198H4ZM8 199V198H7ZM13 199V198H12ZM44 199V198H43ZM133 199V198H132ZM219 199V198H218ZM221 199V200H222ZM257 199V198H256ZM46 200V199H45ZM44 200V201H45ZM179 200V199H178ZM214 200V199H213ZM217 200V199H216ZM224 200V199H223ZM226 200V199H225ZM233 201H234V199H232ZM253 200H254V198H253ZM137 201V200H136ZM165 201V200H164ZM167 201V200H166ZM165 201V202H166ZM169 201V200H168ZM171 201V200H170ZM169 201V202H170ZM173 201V200H172ZM171 201V202H172ZM182 201V200H181ZM186 201V200H185ZM218 201V200H217ZM233 201H232V203H233ZM9 201L7 200V203H8ZM170 202V204H173L174 202H172L171 203ZM176 202H177V204H178V202L179 201H177L176 200ZM187 202V201H186ZM210 202H212V201H210ZM226 202V201H225ZM5 203V202H4ZM11 203H12V205H11ZM185 203V202H184ZM213 203V202H212ZM220 203H222V201L220 202L219 201V204ZM223 203H224V201H223ZM231 203V204H232ZM236 203V202H235ZM176 203H174V205H175ZM180 204V203H179ZM217 204V203H216ZM26 205V204H25ZM213 205V204H212ZM223 205V204H222ZM221 205V206H222ZM229 205V204H228ZM227 205V206H228ZM263 205V204H262ZM177 206V205H176ZM186 206V205H185ZM231 206V205H230ZM233 206V205H232ZM10 207V208H11ZM171 206H169V208H170ZM184 207V206H183ZM255 207V206H254ZM250 208V207H249ZM262 208V207H261ZM18 209H20V208H18ZM18 209H16V210H18ZM164 209V208H163ZM172 209V208H171ZM181 209V208H180ZM186 209H187V207H186ZM169 210V209H168ZM220 210H222L221 208H219L218 209V211H220ZM228 210V209H227ZM164 211H165V209H164ZM174 211V210H173ZM172 211V212H173ZM201 211V210H200ZM199 211V212H200ZM205 212H206V209L204 210ZM211 211V210H210ZM224 210H222L221 212H217V213H215V214H221V213H224L223 212ZM261 211V210H260ZM257 212V211H256ZM121 213V212H120ZM165 213H166V211H165ZM168 213V212H167ZM173 213H175V212H173ZM202 213V212H201ZM211 213H214V210L213 211H211ZM259 213H263V212H259ZM179 213H177V215H178ZM189 214V213H188ZM241 211H239V210H237V209H234V210H228V211H226V215H227V217H228V219H231V220H233L232 222H236V220H239V219H241ZM206 215V214H205ZM213 215V214H212ZM262 215V214H261ZM168 216V215H167ZM171 216H173V215H171ZM186 216V215H185ZM188 216V215H187ZM186 216V217H187ZM196 216H198V215H196ZM204 216V215H203ZM221 216V215H220ZM184 217V216H183ZM190 217V216H189ZM194 217V216H193ZM210 217V216H209ZM192 218V217H191ZM137 219V218H136ZM170 219V218H169ZM177 219H181V217L180 218H177ZM137 220H135L133 223H132V225L133 224H135V223H137L136 222ZM228 221H230V220H228ZM126 222V221H125ZM231 222V221H230ZM138 225V224H137ZM248 225V224H247ZM247 225H245L246 227H247ZM250 225V224H249ZM256 225V224H255ZM218 226V225H217ZM235 225H234V223H226V224H224V226H220V227H217L216 228V231H217V233H216V231L214 230V231H211L210 230V232H214L213 233V236H218V240L219 241H216L215 243H211L212 245H215V244H217L218 246H217V248H220V249H223V250H227V249H229L230 247V245H231V240H229L227 237H225L224 235L226 234V230L227 229H230L231 227H234ZM252 226V225H251ZM254 226V225H253ZM258 226V225H257ZM259 227V226H258ZM206 228V227H205ZM209 228V227H208ZM224 228H226V229H224ZM250 228V227H249ZM249 228H246V229H249ZM252 228V227H251ZM250 228V229H251ZM239 229V228H238ZM246 229H244V226L243 225H241V229H240V231L242 230V233H243V235L244 234H257L253 229L252 230H247L246 231ZM207 230V229H206ZM256 230V229H255ZM261 230V229H260ZM239 231V230H238ZM259 231V230H258ZM257 231V232H258ZM232 232V231H231ZM259 233V232H258ZM261 233V232H260ZM132 234V233H131ZM239 235V234H238ZM134 236V235H133ZM212 236V237H213ZM233 236V235H232ZM207 237V236H206ZM240 237H242V236H240ZM248 237V236H247ZM211 238V237H210ZM233 238V237H232ZM238 238H239V236H238ZM207 240V239H206ZM241 240V238H239V241ZM247 240V239H246ZM211 242H212V240H211ZM214 242V241H213ZM220 243V244H219ZM14 244V247H15V249H18V250H20V252H23V249H22V247H21V242L18 240L16 243H13ZM205 244V243H204ZM208 244V243H207ZM209 244H210V242H209ZM255 245V244H254ZM258 245V244H257ZM258 247H260V246H258ZM257 247V248H258ZM232 248H230V250H231ZM263 249V248H262ZM200 251H201V249H199ZM205 250V249H204ZM203 250V251H204ZM258 250H259V248H258ZM205 251H207V250H205ZM205 251L204 252H200V254H204L205 253ZM211 251V250H210ZM263 252V254H261V255H257V256H259L257 259L259 260L256 264H264V250H262ZM197 252V251H196ZM209 252V251H208ZM259 251H257V253H258ZM207 253V252H206ZM238 253H240V252H238ZM261 252H259L258 254H260ZM199 254V253H198ZM203 254H202V256H203ZM206 255V254H205ZM209 255H211L210 253H209ZM93 256V255H92ZM200 256V255H199ZM256 256V257H257ZM201 257V256H200ZM200 257H199V259H198V261H201L200 260ZM171 258H172V256H171ZM185 258V260H183V263H178V264H190L191 263V259L192 258H189V257H184ZM207 258H208V254H207ZM206 258V259H207ZM226 257H224V258H222V259H224V264H230V260L229 259H225ZM254 258V257H253ZM202 259H204V258H202ZM221 259V258H220ZM195 260V259H194ZM193 260V261H194ZM210 260V259H209ZM182 261V260H181ZM203 261V260H202ZM218 261V260H217ZM223 261V260H222ZM216 262V261H215ZM217 263H219V262H217ZM223 263H220V264H223ZM192 264H196V261H195V263H192ZM198 264V263H197ZM202 264H204V263H202Z\"/></svg>",
    "mask_w": 264,
    "mask_h": 264
}]
</instances>
